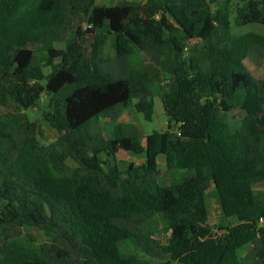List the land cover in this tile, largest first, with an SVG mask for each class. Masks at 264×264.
<instances>
[{"label":"trees","instance_id":"trees-1","mask_svg":"<svg viewBox=\"0 0 264 264\" xmlns=\"http://www.w3.org/2000/svg\"><path fill=\"white\" fill-rule=\"evenodd\" d=\"M94 9L95 0H0V105L13 108L0 113V264H264V191L254 189L264 183V77L244 64L252 52L264 58V35H232L230 0L104 5L105 31ZM234 22L264 24V0H246ZM108 36L111 60L101 56ZM45 42L62 45L58 63ZM137 51L154 68L134 67ZM159 73L167 129L146 135L141 162L119 164L120 149L140 154L139 131L118 122L105 134L92 120L115 122L131 106L151 120ZM44 93L58 132L46 145L24 112ZM235 107L239 126L227 118ZM159 155L178 181L158 183ZM211 186L225 221L215 226ZM157 215L166 243L143 230ZM24 226L61 243L24 242Z\"/></svg>","mask_w":264,"mask_h":264},{"label":"rangeland","instance_id":"rangeland-1","mask_svg":"<svg viewBox=\"0 0 264 264\" xmlns=\"http://www.w3.org/2000/svg\"><path fill=\"white\" fill-rule=\"evenodd\" d=\"M145 0H95V9L93 11L95 23L101 24L99 28L101 31L106 30V22L102 17V6L104 5H116L120 3H131V4H139L143 5ZM261 1V0H256ZM246 0H230V13H229V25L231 29L232 35L238 36L248 32H255L264 35V24L259 23H248L245 25H236L235 13L236 9L241 7ZM217 4H212V9L217 7ZM112 37L108 36L104 42V45L101 50V56L105 60H111L115 56V51L111 44ZM194 41L192 40L190 44ZM41 49L43 51L49 52L53 57V62L58 63L60 61V55L62 51V45L52 44L51 42H45L41 45ZM133 66L139 67L141 64L149 68L150 66L154 68V62L151 57L145 52H136L135 57L133 59ZM244 64L247 69L251 72V74L258 80H261L264 77V58H261L257 53H250L244 60ZM46 73L50 71L49 67H44ZM165 87V76L162 73H159V80H155V85L153 86V116L151 120H145L141 113H138L134 107H129L124 110L120 117L114 122L111 121L108 117H96L94 118L93 124H97L105 134H110L112 132L114 124L120 123H130L136 127L139 131V155H132L131 153L126 152L123 149H120L116 154L115 160L122 164L137 161L141 162L143 160V152L145 150V138L146 135L153 131H165L167 129V118L163 112L162 102L160 99L161 92ZM13 108L11 106H1L0 105V113L12 111ZM28 117L32 119V121L37 126L36 138L40 144L46 145L58 137V132L54 129L48 120L46 119V113L51 112V105L49 103V98L44 93L40 97L37 105L32 106L31 108L24 110ZM227 118L229 122L233 125L239 126L245 120V115L243 111L239 107H235L227 113ZM158 168H159V176L158 183L160 185H169L179 180L178 174H173L165 165L164 157L159 155L157 158ZM67 164L75 167L76 164L73 160L68 159ZM258 184L254 187L257 191L259 190ZM205 203L208 211L209 222L211 224L219 225L225 223L223 219V215L221 213L220 205L218 202V196L215 188L213 186L209 187L204 194ZM1 201H0V210H1ZM164 221L160 215L153 217L148 220L143 225V230L149 233L158 243H166L168 242L167 234L162 231V226ZM24 242L30 243L33 245H37L39 243L45 241H53L55 243H61L60 239L57 237H47L40 230L32 226H24L23 234L21 236ZM120 248L125 253H133L138 257H143L144 254L135 250V248L131 245H125L123 243H119ZM242 260L244 262H248L251 259V251L246 249L241 253Z\"/></svg>","mask_w":264,"mask_h":264},{"label":"crops","instance_id":"crops-1","mask_svg":"<svg viewBox=\"0 0 264 264\" xmlns=\"http://www.w3.org/2000/svg\"><path fill=\"white\" fill-rule=\"evenodd\" d=\"M258 187H259L258 188L259 190H263L264 191V183H261V185H259Z\"/></svg>","mask_w":264,"mask_h":264},{"label":"water","instance_id":"water-1","mask_svg":"<svg viewBox=\"0 0 264 264\" xmlns=\"http://www.w3.org/2000/svg\"><path fill=\"white\" fill-rule=\"evenodd\" d=\"M14 105H16V103H14Z\"/></svg>","mask_w":264,"mask_h":264}]
</instances>
